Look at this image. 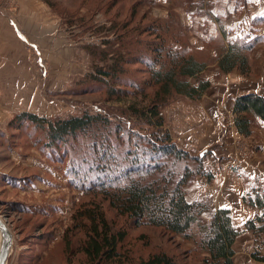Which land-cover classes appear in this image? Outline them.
Returning <instances> with one entry per match:
<instances>
[{"label":"rangeland","instance_id":"1","mask_svg":"<svg viewBox=\"0 0 264 264\" xmlns=\"http://www.w3.org/2000/svg\"><path fill=\"white\" fill-rule=\"evenodd\" d=\"M0 10L27 25V32L32 25L34 43L25 42L27 37L19 32L38 78V96L29 114L51 122L98 115L109 122L108 128L94 127L56 150L47 146L44 130L28 125L19 129L12 124L17 115L7 120L0 115L5 126L0 129V218L13 236L6 264H90L81 252L88 222L80 215L97 208L112 234L124 237L122 259L111 264H146L159 251L179 264H200L205 255L191 242L160 228L134 226L89 188L107 135L118 157L106 162L112 167L123 161L127 147L143 144L142 136L157 132L134 112L145 113L152 103L157 88L151 85L150 71L159 67L162 50L182 52L207 66L198 77L187 79L195 87L209 83L199 99L173 94L159 109L160 130L176 149L189 157L204 153L203 168L206 159L212 166L237 168L257 160L264 166V127L252 119L250 136L242 137L232 112V102L240 96L264 97V0H0ZM27 12H33L32 19L25 17ZM233 43L252 46L246 53V75L238 70L224 74L217 67ZM120 60L127 82L121 88L127 94L109 100L95 78L101 79L98 71ZM132 85L136 88L128 87ZM180 168L176 164L172 169L177 178ZM252 233L254 243L247 251L257 260L264 228Z\"/></svg>","mask_w":264,"mask_h":264},{"label":"trees","instance_id":"2","mask_svg":"<svg viewBox=\"0 0 264 264\" xmlns=\"http://www.w3.org/2000/svg\"><path fill=\"white\" fill-rule=\"evenodd\" d=\"M251 48L252 46L237 43L230 44L217 61L218 69L224 74L238 70L242 75H246L249 72L246 53ZM162 52L164 57L160 54L157 62L159 67L156 69L154 66L150 71L151 85L157 88L152 103L145 113L134 112L136 116L144 119L149 127L158 129L157 132L142 136L143 144L135 143L133 147H127L123 158L121 157L123 161L117 165L114 162L112 167H107L106 162L111 163L118 157L113 152L114 145H109L107 135L105 144L101 146L104 151L98 154L99 164L95 167L97 177L92 181L93 186L89 191L102 196L119 216L127 217L134 226L160 228L172 236L191 242L195 250H200L205 255L200 264H233L232 246L239 232L232 225L229 211L217 210L209 222L204 223L200 217L209 211V205L206 202L188 203L185 199V187L190 186L197 176L211 179V174L202 166V157H189L181 149H176L168 134L160 130L162 119L159 109L173 94L199 99L208 89L207 82L195 87L187 81L204 72L206 63L182 52L178 54L170 50ZM122 64L124 61L120 60L108 70H99L101 79L95 78L106 90L109 100L127 94V90L121 88L127 87L125 86L127 82L121 77ZM128 87L136 88L133 85ZM233 114L237 133L244 137L250 136L252 119L264 123V97L247 94L236 98ZM12 124L19 129L28 125L37 130H44L48 140L47 146L56 150L63 147L65 142L75 139L77 135H86L94 127L109 126V122L98 115H84L51 122L29 113L17 115ZM116 129L118 132V128ZM145 157L149 160H143ZM189 160L195 163L196 168L192 169L187 165ZM176 164L178 168L182 167L178 170V178L176 172L172 171ZM244 201L262 210L260 216L245 225L246 230L257 234L264 228L255 226L256 223L264 224V187L254 190L252 195L244 197ZM80 217L88 222L86 242L81 248L88 263L119 262L122 259L120 248L124 240L123 234H112L109 223L98 208L86 210ZM146 264L179 263L165 251H159L151 255Z\"/></svg>","mask_w":264,"mask_h":264},{"label":"crops","instance_id":"3","mask_svg":"<svg viewBox=\"0 0 264 264\" xmlns=\"http://www.w3.org/2000/svg\"><path fill=\"white\" fill-rule=\"evenodd\" d=\"M32 13L27 12L25 17L32 19ZM28 14L31 17H28ZM27 29L29 28L27 25L24 26L22 21L9 17L0 10V115L6 116L5 120L25 112H34L38 96L37 70L31 52L25 44V42L34 43L31 35L32 25L29 32ZM20 31L27 37L25 42L19 35ZM257 121L260 123L258 124L260 128L264 127L263 122ZM2 124L4 123L0 122V129L5 127ZM181 147L188 148L187 145ZM258 147L261 150L264 146ZM204 162V169L210 171L212 177L208 180L206 177L197 176L190 186H186V201L188 203L206 202L209 205V211L201 217L209 216L208 219L217 210L229 211L232 225L239 232L232 246L235 253L234 264H261L264 262V247L259 259H251L247 250L253 246L254 236L252 231L246 230L245 225L261 215L262 210L244 201L246 194L259 187L262 188L264 184V166L261 165V160L254 163L242 162L237 168L225 167L221 164L212 166L208 159ZM244 258L247 263L243 261Z\"/></svg>","mask_w":264,"mask_h":264},{"label":"water","instance_id":"4","mask_svg":"<svg viewBox=\"0 0 264 264\" xmlns=\"http://www.w3.org/2000/svg\"><path fill=\"white\" fill-rule=\"evenodd\" d=\"M204 153L200 155L203 157ZM13 244V236L6 224L0 218V264H6L10 249Z\"/></svg>","mask_w":264,"mask_h":264}]
</instances>
